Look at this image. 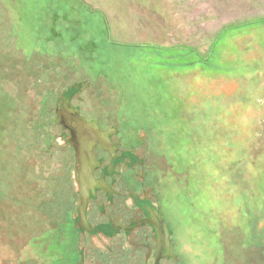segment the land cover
<instances>
[{"label": "rangeland", "instance_id": "1", "mask_svg": "<svg viewBox=\"0 0 264 264\" xmlns=\"http://www.w3.org/2000/svg\"><path fill=\"white\" fill-rule=\"evenodd\" d=\"M63 101L114 131L119 196L90 227L146 199L173 233L162 264H263L264 0H0V264H152L145 226L77 229Z\"/></svg>", "mask_w": 264, "mask_h": 264}, {"label": "flooded vegetation", "instance_id": "2", "mask_svg": "<svg viewBox=\"0 0 264 264\" xmlns=\"http://www.w3.org/2000/svg\"><path fill=\"white\" fill-rule=\"evenodd\" d=\"M64 104H65V101H63L62 104L56 109L57 120L59 119V121H61V124H60L61 129L68 134V136H69L68 141H69L72 138L71 132H73L74 134L76 133L74 130L77 128V125L75 122L71 123V125H70L71 132L68 129L63 128V127H67V124H65V122H64V118H66L65 117L66 113H64L65 112ZM58 114H60V115H58ZM91 122H93V121H91ZM96 125H97V123H96ZM97 127H98L99 132L108 131V133H109L108 140H109L111 147H108L106 145H101L98 143L91 150V157L96 162V165L94 166V169L92 170V174H91V177H92L91 183L92 184H91V186H89V188H92L93 191H91V190L88 191L89 198L87 200V205L90 202L99 204V206H97L98 211L100 213H104V207H103L104 202H107L108 204H112L115 196H119V193L117 191L113 190L112 186L110 185L109 181L107 180L108 178H111L113 176V170L111 169L112 168L111 164L103 166V163L105 162V156H103V155L105 154L107 157H109V163H113L117 158V155H116L117 151L113 147L114 145L111 144L110 137H109V136L113 135L114 131L111 128H107V129L103 130L100 128L99 125H97ZM70 147L73 151L74 158H75V150L72 148L71 145H70ZM97 153H99V155H97ZM95 155H96V158H95ZM75 162H76V159H75ZM76 166L77 167L75 169V178L78 176V178L80 179V183L78 184V199H79V205H80V202H81L80 201V189L82 186L83 187L85 186V183L87 181V177L84 176L83 168L81 167V165L76 163ZM97 171H98V173L95 174ZM129 197H131V196H129ZM132 202H133V205L137 209L140 216H136L133 219V221L131 220L129 225L126 228H122L120 225L116 224L112 217L108 218L107 223L105 225H103L104 227L103 226H102V228L100 227L101 229L99 227H97V228L90 227L89 222H88L87 206H86V211H85L86 222L89 225V228L93 230V232L92 231L88 232V231H86L80 227V222L78 219V208H79V205H78V207L76 209L77 215H76V218L74 219L76 226H77V229L82 233L87 232L88 234H93V235L97 234L96 231L99 230V231H101V233L103 235L113 237V236L119 235L120 233H123L124 235H126V234L128 235V233L131 232L136 227L145 226L149 229L150 237H152L153 240L156 242L155 252H154V255L152 257V264H153L154 256H155V253L157 250V240H156L153 228L150 225L144 223L143 221L149 220L150 214L153 211L154 212L155 211L158 212V211L146 199H142L141 201H139V200L133 198ZM158 214L161 216V214L159 212H158ZM164 223L167 226L165 220H164ZM167 228H168L169 233H170V240H171L172 249H173V253H174L175 257L174 258L173 257L164 258L160 261V264H162L163 261H172L173 263H177V260H178L177 253L175 251V243H174V239H173V233L171 232L169 226H167ZM143 246L146 247V245H144V244H143ZM150 252H151V248H148L144 264H148L147 260L149 259ZM223 253H225V252H223ZM263 260H264V256H263V259L261 261H263ZM222 262H223V264H225L224 258H223ZM262 263L264 264V262H262ZM79 264H83L82 259H80Z\"/></svg>", "mask_w": 264, "mask_h": 264}, {"label": "water", "instance_id": "3", "mask_svg": "<svg viewBox=\"0 0 264 264\" xmlns=\"http://www.w3.org/2000/svg\"><path fill=\"white\" fill-rule=\"evenodd\" d=\"M64 110V113H66L64 122L65 124H67V127L63 128L68 129L71 132V123L75 122L77 125V128L74 130L76 133L74 134L73 132H71L72 138L68 141V143L75 150L76 163L81 165V167L83 168V174L87 177L85 186H82L80 189L81 202L78 208V219L80 222V227L90 232L93 230L89 228L86 222L85 211L87 200L89 198L88 191H93V189L89 188V186H91L92 184L91 174L94 166L96 165V162L91 157V150L98 143L111 147L108 140L109 133L108 131L99 132L95 122L87 121L86 119H84L79 114L78 110H74L68 105L67 101L64 104ZM57 123L61 124V121H59L58 119ZM76 181L78 184L80 183V179L78 178V176L76 177ZM143 222L153 228L157 240V250L154 256L153 264H160V261L164 258H174L175 256L172 249L169 230L158 212L153 211L150 214V219L144 220Z\"/></svg>", "mask_w": 264, "mask_h": 264}, {"label": "crops", "instance_id": "4", "mask_svg": "<svg viewBox=\"0 0 264 264\" xmlns=\"http://www.w3.org/2000/svg\"><path fill=\"white\" fill-rule=\"evenodd\" d=\"M61 20H63V19H61ZM61 22H64V21H61ZM50 26H51L52 29H55V30H57V31H59V32H63V31H65L64 28H63V27H65V26H63V24L61 25L60 23H58V21L55 23V25H54L53 23H51ZM58 26H59V27H62L63 30H58V29H57ZM62 28H61V29H62ZM11 29H12V28H8V30L10 31V33H11V34H14L15 32L12 31ZM48 30H50V28H48ZM59 32H58V33L56 32V33L59 34Z\"/></svg>", "mask_w": 264, "mask_h": 264}]
</instances>
